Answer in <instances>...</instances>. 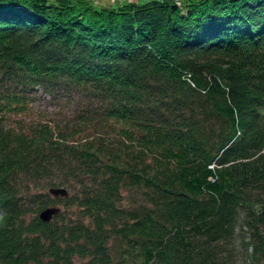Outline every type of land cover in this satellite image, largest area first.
<instances>
[{
	"label": "trees",
	"instance_id": "16d2710c",
	"mask_svg": "<svg viewBox=\"0 0 264 264\" xmlns=\"http://www.w3.org/2000/svg\"><path fill=\"white\" fill-rule=\"evenodd\" d=\"M36 86L78 112L27 116ZM240 260L264 264V0H0V264Z\"/></svg>",
	"mask_w": 264,
	"mask_h": 264
},
{
	"label": "rangeland",
	"instance_id": "374dc122",
	"mask_svg": "<svg viewBox=\"0 0 264 264\" xmlns=\"http://www.w3.org/2000/svg\"><path fill=\"white\" fill-rule=\"evenodd\" d=\"M97 4H117L125 0H93ZM181 1V0H180ZM27 99L30 102L32 107H29L25 110L27 116L30 114H40L46 113L47 111H54L58 113H67L73 114L77 113L79 109V104L77 101L67 98L66 94L57 95V97L51 96L49 93L44 91L41 86H36L32 88L27 93ZM125 196V201L129 202V197ZM59 203L62 204V201L59 200ZM239 264H246L243 261H239Z\"/></svg>",
	"mask_w": 264,
	"mask_h": 264
},
{
	"label": "water",
	"instance_id": "95a60500",
	"mask_svg": "<svg viewBox=\"0 0 264 264\" xmlns=\"http://www.w3.org/2000/svg\"><path fill=\"white\" fill-rule=\"evenodd\" d=\"M49 189L54 194H67L68 193V188L65 185H51L49 187ZM59 209H60V206L58 204L47 205L46 207H44L43 209H41L40 215L43 218H45V219H49Z\"/></svg>",
	"mask_w": 264,
	"mask_h": 264
}]
</instances>
